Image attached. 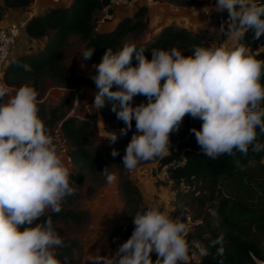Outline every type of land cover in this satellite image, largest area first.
<instances>
[{
	"label": "clouds",
	"instance_id": "9594fccd",
	"mask_svg": "<svg viewBox=\"0 0 264 264\" xmlns=\"http://www.w3.org/2000/svg\"><path fill=\"white\" fill-rule=\"evenodd\" d=\"M215 9L229 14L224 43L195 46L188 56L178 47L153 48L148 59L145 52L149 50L126 42L115 51L105 48L100 62L93 65L95 74L90 79L97 91L92 108L99 111L107 102L124 124L121 136L135 121L136 131L122 158L129 171L140 161L169 154L170 134L179 130L186 115L202 120L200 130L190 131L209 159L236 152L247 156L250 145L254 153L264 151V143L257 140L264 136V60L256 59L239 43L249 30L254 39L264 36V4L216 0ZM219 31L225 33L223 24ZM228 40L236 41L237 46L229 47ZM94 51L87 48L81 56L90 59ZM23 68L31 71L27 64ZM9 91V85L0 79V264H68V257L58 255L65 245L51 217L38 221L46 210L59 213L65 199L75 194L71 169L38 115L36 88L23 84L5 102ZM137 95L147 102L134 105ZM106 133L110 143L117 141L115 132ZM111 155L117 156V150ZM101 174L109 184L117 179L107 167ZM132 223V234L115 257L97 253L88 255L87 261L181 264L187 259L189 242L181 217H172L153 204L137 211ZM224 243L222 233L211 242L210 246H219L217 256L224 255ZM199 254L210 255L208 247L201 245Z\"/></svg>",
	"mask_w": 264,
	"mask_h": 264
},
{
	"label": "rangeland",
	"instance_id": "374dc122",
	"mask_svg": "<svg viewBox=\"0 0 264 264\" xmlns=\"http://www.w3.org/2000/svg\"><path fill=\"white\" fill-rule=\"evenodd\" d=\"M31 1L32 3L25 9H13L3 6V1L0 0V24L10 21L26 23L28 10V15L30 13L31 16L40 15L51 7L66 6L71 2V0H50L51 6L48 7L47 3L41 6V0ZM215 3L216 0H143L140 6L129 11L121 6L115 7L112 10L113 18L107 21L102 29L111 30L121 21L123 16L132 17L138 9L144 8L141 17L147 19L148 24L146 25L148 27L160 22L171 26L175 25L190 33L196 31L198 35L204 36V39L207 40L203 45L205 47L212 44L219 45L222 42V40H218L220 37L219 29L222 24L225 27L223 21L225 18L229 19V14L227 10L216 11ZM118 8L125 12L128 11V15H118L116 13ZM98 13L99 11H96L93 15L94 19ZM102 29L100 32L104 31ZM149 29L134 30L126 34L121 40L120 47L126 42H135L138 39L147 38L151 34ZM46 39L45 36L30 37L23 26L11 49L8 63L1 67L0 79L3 80L4 69L12 60L25 53H36L45 44ZM226 42L229 47L237 46L236 41L228 40ZM87 48H95V51L90 59L85 60L81 54ZM113 50H118V48ZM104 51L95 46L87 47L86 41L78 33L72 32L67 36L59 53V61L67 73L83 78L85 81L76 83L51 73L43 75L40 85L35 88L39 94L38 105L40 108L47 113L55 110L54 115H50L51 118H54L51 125H45L48 134H51L50 131L53 132L54 129L59 130L64 120L73 119L75 125H79L82 121L88 123L89 138L86 145H99L112 149L119 138L131 139L132 134L136 131L135 121L132 122V129L126 135L121 136L120 129L124 127V124L116 118L115 113L110 110V106L104 112L101 109L97 111L92 108L97 89L90 77L95 74L93 65L100 62ZM181 51L185 56L192 54L186 50ZM23 84H31V82L24 81L16 86H9L10 91L8 97H5V102ZM112 90H116L115 86ZM140 98L141 95L135 96L133 104L135 105ZM48 118L46 117L44 120L46 121ZM184 120L193 121L194 119L190 115H186ZM106 132H115L118 136L117 141L110 143L106 139ZM176 140H179L177 131L170 134V152L172 151L171 146ZM57 148L72 173L74 168L68 158L67 147L61 148L57 145ZM122 163L123 160L121 163L108 160L95 170H84L83 177L74 185L75 194L68 197L64 206L79 215L74 218L70 216L58 217L53 220V226L60 229L57 233L62 239L76 238L79 241V246L72 247L65 252V256L69 258L68 264H93L92 261H87L88 255L97 253L101 256L115 257L118 247L131 236L134 229L132 216L135 212L131 213L129 209L147 207L153 204L168 211L172 217H181L186 225L185 237L189 242V254L183 262L185 264H198L200 246L204 245L208 239L210 229L219 225V216L215 213L213 205L220 193L231 196L247 206H257L260 203L255 194L261 192L258 187L256 188L257 191H251V188L238 190L234 186L223 188L222 183L212 184L207 181L202 184H195L192 189L185 187L184 184L172 189L171 180H161L157 176L159 157L140 161L137 167L131 171L126 169ZM263 164L264 158L259 162L250 163L243 170L242 178L251 176L256 179L257 176H264ZM105 167L108 168L109 172L116 173L117 179L114 183H107L105 176L101 174ZM123 179H128L136 189L132 195L134 199L125 207L127 196L120 192V184ZM210 195L213 196L212 199L209 198ZM48 212L51 210L45 211V213ZM121 227L126 228V230L114 232L115 229ZM112 233L114 235L111 237ZM261 240L264 244V236L262 235Z\"/></svg>",
	"mask_w": 264,
	"mask_h": 264
},
{
	"label": "trees",
	"instance_id": "16d2710c",
	"mask_svg": "<svg viewBox=\"0 0 264 264\" xmlns=\"http://www.w3.org/2000/svg\"><path fill=\"white\" fill-rule=\"evenodd\" d=\"M2 1L3 6L13 9H25L31 2V0ZM104 2L105 0H71L67 6L52 7L43 14L31 16L26 21L24 30L32 38L45 36L47 38L45 44L36 53H25L12 60L4 69L3 81L9 86H16L21 82L30 81V85L37 87L40 85L43 75L51 73L54 76L76 83L84 82L85 79L67 73L59 61L61 47L70 33H78L86 41L87 47L95 46L99 50H105L108 47L119 49L121 40L126 34L134 30L141 31L146 26L145 20L141 17L144 8H140L132 17H123L112 30L107 32L94 31L93 15ZM256 2L264 4V0H256ZM205 42L203 36L190 33L184 28L166 25L160 29L157 35L135 44L137 47H144L149 50L145 52V56L151 59L150 50L153 48L167 50L171 47H178L180 50L191 52L193 47L203 46ZM239 43L245 44L250 49V54L256 59L264 60V36H261L258 40L254 39L252 31L249 30L244 33ZM135 63L134 60L133 65ZM25 64L31 67L30 72L24 71L23 65ZM261 84L264 85V77L261 78ZM141 102H147L146 97L143 95L135 105ZM108 106L110 105L106 102L105 107L101 109L102 112ZM38 107V115L43 119L44 125L50 126L54 119L50 115H54L55 110L47 113L40 108V105ZM46 117H50L46 120L49 123L44 120ZM201 125L202 120L200 119L184 120L177 131L178 146L180 149L183 148L182 153L184 159L187 158V160L181 162L179 153L172 151L159 157V166L171 161L178 163L168 168L172 189L178 188L180 184L192 189L195 184L210 181L212 184L222 183L223 188L234 186L238 190L251 188L252 191L258 187L261 192L255 193L260 202L257 206H247L223 193H220L219 196L216 195V202L213 207L215 213L219 216V225L210 229L209 237L204 242V246L208 247L210 255L200 256L198 264H220L221 261L223 264H264V244L261 240V235L264 236V176H257L256 179L251 176L245 179L242 178L243 170L250 163L259 162L264 158V151L254 153L250 145L247 156L236 152L234 156L221 155L217 159H209L203 155L200 146L197 144L195 134L190 131L192 128L200 130ZM87 128L88 123L84 121L79 125H75L73 119H66L59 129L66 141L67 155L74 168L71 180L75 181V184L83 177L84 170H95L104 161L108 160L121 163L126 146L130 141L127 137H121L112 149L99 145H86L89 138ZM50 132L52 133V131ZM257 140L264 143V136H258ZM113 149L118 152L115 157L111 155ZM237 161H239V164L236 163ZM120 192L127 196L125 207L127 203L134 199L132 195L136 192V189L128 179H123L120 184ZM68 197L63 202L62 210L59 213H53L52 211L45 213L38 222H43L49 216L52 222L58 217H77L78 213L64 207ZM209 198L212 199L213 196L210 195ZM145 208L146 206L132 207L129 212L136 213ZM54 229L56 232L60 231L58 228ZM125 230L126 228L121 227L115 229L114 232H124ZM221 233L224 235L225 241V251L222 257L216 255L218 245L210 246L211 242ZM113 235L114 233L111 234V237ZM63 241L65 246L58 251L60 258L65 256L66 250L79 246V241L76 238L63 239ZM152 259L155 261V254H152ZM181 264L185 263L181 262Z\"/></svg>",
	"mask_w": 264,
	"mask_h": 264
},
{
	"label": "built area",
	"instance_id": "2783aa9c",
	"mask_svg": "<svg viewBox=\"0 0 264 264\" xmlns=\"http://www.w3.org/2000/svg\"><path fill=\"white\" fill-rule=\"evenodd\" d=\"M143 0H105L101 8L98 10L99 13L93 21V30L100 31L102 26L109 20L113 18L112 10L115 7H123L126 10H132L136 6L139 5ZM25 22H8L5 25L0 24V71L1 67L8 63V59L10 56V52L12 47L15 44V41L21 31V28L24 26ZM228 24L225 25V33H222V38L225 40L227 38L226 31H227ZM54 138V142L56 145L64 148L66 145V141L62 136L59 130H53L50 134ZM179 140H176L172 146L171 150L174 153H179L181 162H184L183 156V148H179L178 146ZM175 161L168 162L166 164L160 165L157 170V176L161 180L169 181V174L168 168L172 165H176Z\"/></svg>",
	"mask_w": 264,
	"mask_h": 264
},
{
	"label": "crops",
	"instance_id": "0c3cea01",
	"mask_svg": "<svg viewBox=\"0 0 264 264\" xmlns=\"http://www.w3.org/2000/svg\"><path fill=\"white\" fill-rule=\"evenodd\" d=\"M51 1L50 0H41L40 1V4H41V6H43V5H45L46 3V5H48V7H50L51 5V3H50ZM32 3V1L30 2V4ZM70 3V2H69ZM68 3V4H69ZM29 4V5H30ZM67 4V5H68ZM140 4L141 3H139V5L138 6H140ZM66 5V6H67ZM53 6H55V5H53ZM52 8V7H51ZM41 10V9H40ZM45 12V11H44ZM43 12V13H44ZM27 13H29V10H28V12ZM26 13V19H29L30 17H31V13L28 15ZM43 13H41V14H43ZM116 13H118V15H128V11H123V10H121V8H118L117 10H116ZM156 13V12H155ZM124 17V16H123ZM23 20V19H22ZM145 20V19H144ZM152 20H154L155 21V19L154 18H152ZM156 20H158V19H156ZM227 21H228V18H225L224 19V21H223V23L226 25V23H227ZM10 22H13V21H10ZM145 22H146V24H148V21H147V19L145 20ZM8 22H4V24L2 23L1 25H5V24H7ZM166 25H169V24H167V23H163V22H160V23H158V24H156V25H153L152 27H148V25H146L147 27H145V28H150L149 30L151 31V34L147 37V38H145V39H138L137 41H135L134 43H140V42H144L146 39H148V38H150V37H153L154 35H157L158 33H159V31H160V29L163 27V26H166ZM173 27H175V28H182V27H178V26H175V25H172ZM225 28V27H224ZM189 29V28H188ZM102 30H104L103 32H107V31H110V30H106V29H102ZM111 30H112V28H111ZM191 33H194V34H198V33H196V31L195 32H191ZM220 37H219V39L218 40H222V42H220V43H224L225 42V40L227 39H223L222 38V33L220 32V35H219ZM203 40H205V41H207L206 39H204V36H203Z\"/></svg>",
	"mask_w": 264,
	"mask_h": 264
}]
</instances>
